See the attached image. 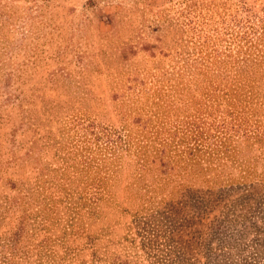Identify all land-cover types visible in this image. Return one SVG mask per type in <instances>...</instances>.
I'll return each mask as SVG.
<instances>
[{"label": "rangeland", "instance_id": "rangeland-1", "mask_svg": "<svg viewBox=\"0 0 264 264\" xmlns=\"http://www.w3.org/2000/svg\"><path fill=\"white\" fill-rule=\"evenodd\" d=\"M0 264H264V0H0Z\"/></svg>", "mask_w": 264, "mask_h": 264}, {"label": "trees", "instance_id": "trees-1", "mask_svg": "<svg viewBox=\"0 0 264 264\" xmlns=\"http://www.w3.org/2000/svg\"><path fill=\"white\" fill-rule=\"evenodd\" d=\"M10 239V238H9ZM13 239V238H12ZM12 243L9 242V247L11 246Z\"/></svg>", "mask_w": 264, "mask_h": 264}]
</instances>
